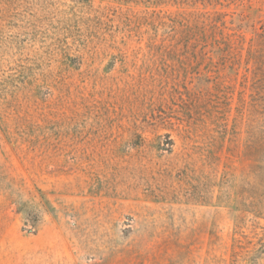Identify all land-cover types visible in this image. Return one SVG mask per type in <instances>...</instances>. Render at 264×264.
I'll list each match as a JSON object with an SVG mask.
<instances>
[{"label":"rangeland","instance_id":"1","mask_svg":"<svg viewBox=\"0 0 264 264\" xmlns=\"http://www.w3.org/2000/svg\"><path fill=\"white\" fill-rule=\"evenodd\" d=\"M0 264H264V0H0Z\"/></svg>","mask_w":264,"mask_h":264}]
</instances>
